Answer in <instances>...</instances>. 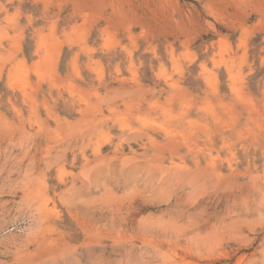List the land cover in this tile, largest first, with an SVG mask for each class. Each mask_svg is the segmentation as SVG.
<instances>
[{"label":"rangeland","instance_id":"1","mask_svg":"<svg viewBox=\"0 0 264 264\" xmlns=\"http://www.w3.org/2000/svg\"><path fill=\"white\" fill-rule=\"evenodd\" d=\"M0 264H264V0H0Z\"/></svg>","mask_w":264,"mask_h":264}]
</instances>
